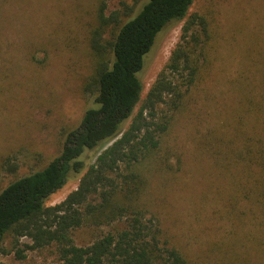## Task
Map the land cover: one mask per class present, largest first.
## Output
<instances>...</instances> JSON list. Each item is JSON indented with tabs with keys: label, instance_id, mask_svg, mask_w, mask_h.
I'll return each instance as SVG.
<instances>
[{
	"label": "rangeland",
	"instance_id": "rangeland-1",
	"mask_svg": "<svg viewBox=\"0 0 264 264\" xmlns=\"http://www.w3.org/2000/svg\"><path fill=\"white\" fill-rule=\"evenodd\" d=\"M103 1L106 15L124 3L132 16L146 0ZM99 7L100 0H0V190L56 156L62 133L91 105L82 85L93 64L87 35ZM191 13L205 18L209 35L203 44L199 37L198 74L179 108L160 106L170 122L158 147L132 168L144 180L139 204L157 237L191 264H264V209L238 194L243 165L232 160L233 150L264 121L263 109L252 106L264 98V0H193ZM183 23L166 25L146 55L133 114L180 41ZM106 145L86 150L85 168L45 204L74 190ZM120 170L127 172L124 165ZM124 219L83 222L72 230L73 241L88 244L123 227ZM30 244L26 236L17 244L7 237L0 264H60L54 244Z\"/></svg>",
	"mask_w": 264,
	"mask_h": 264
},
{
	"label": "trees",
	"instance_id": "trees-1",
	"mask_svg": "<svg viewBox=\"0 0 264 264\" xmlns=\"http://www.w3.org/2000/svg\"><path fill=\"white\" fill-rule=\"evenodd\" d=\"M192 3L146 0L129 16L133 8L124 3L106 15L105 3L100 0L95 24L87 35L93 64L82 85L92 103L79 123L62 133L56 156L0 190V254L5 253L7 237L17 244L19 237L26 236L31 249L54 244L60 264H191L173 243L162 242L147 223L146 211L138 200L144 180L132 168L158 147L169 125L170 116L160 106L166 105L167 111L178 109L198 74L195 54L199 37L204 35L203 44L209 34L203 16L187 15ZM182 19L180 41L133 114L141 96L139 74L146 55L163 28ZM252 106L256 112L264 111V98ZM256 131L233 150L232 160L243 165L235 181L238 194L252 198L264 209V121ZM102 143L107 145L87 166L77 187L59 203L46 205V199L71 174L85 168L83 153ZM2 162L7 163L8 157ZM121 165L126 173L121 172ZM95 197L97 204L90 201ZM120 219H124L123 227L109 230L88 244L73 241L72 230L83 222L109 225Z\"/></svg>",
	"mask_w": 264,
	"mask_h": 264
}]
</instances>
